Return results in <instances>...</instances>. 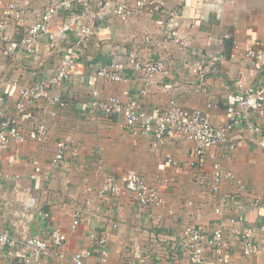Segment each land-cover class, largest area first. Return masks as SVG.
<instances>
[{
	"label": "crops",
	"instance_id": "crops-1",
	"mask_svg": "<svg viewBox=\"0 0 264 264\" xmlns=\"http://www.w3.org/2000/svg\"><path fill=\"white\" fill-rule=\"evenodd\" d=\"M56 1L0 0V20L10 5H16L7 16L2 32L5 38L0 33V125L12 117L25 134L24 141L11 143L2 156L0 234L8 231L26 237L60 228L67 236L64 256L43 258L34 264H73L74 254L82 248L98 253L90 241L92 233L107 237V253L113 264H168L169 236L191 224L224 226L226 239L233 246L232 264H264V234L260 231L264 208L252 205L254 195L264 200L263 150L244 141L234 150L226 146L217 149L192 168V142L168 139L157 143L150 135L131 134L123 120L95 114L89 105L95 93L101 98L123 97L125 90L136 94V90L146 88L140 99L147 111L163 109L174 100L186 109L203 110L216 126L226 124L232 98L257 86L264 73L256 61L245 57L249 49L264 47V10L263 15L257 12L264 8V0H161L169 9L178 10L179 34L186 46L165 40L150 12L126 22L116 18L97 21L95 26L103 27L100 34L78 45L76 31L60 32L66 20L61 15L52 25V33L38 39L35 55L26 54L22 39L36 21L34 9ZM72 52L80 56L73 74L51 90V95L60 96L66 106L36 101L26 114L17 116L20 89L53 76ZM135 52L142 60L165 61L170 76L156 77L155 83L146 85L142 74L127 65ZM219 53L224 55L220 66L200 80L198 60ZM116 61L128 66V82H105L96 76L95 68ZM167 83L173 87L165 88ZM35 124L44 127L40 141L33 135ZM68 137L72 142H68L63 164L55 167L58 142ZM170 158L179 162L181 173L169 163ZM215 161L250 189L243 195L244 222L239 226L249 229L260 245L261 251L252 257L243 255L234 233L238 226L230 219L237 216L236 207H223L209 187L197 183L200 176L211 177ZM130 170L160 190L164 206L142 209L128 195H100L105 179L118 180ZM237 192L234 182L223 183L222 193ZM188 202H194L191 209L185 208ZM218 207L223 208L222 214L215 213ZM77 212L82 218L73 228ZM178 254L181 264H186L183 251L178 250ZM20 263L0 246V264Z\"/></svg>",
	"mask_w": 264,
	"mask_h": 264
},
{
	"label": "built area",
	"instance_id": "built-area-1",
	"mask_svg": "<svg viewBox=\"0 0 264 264\" xmlns=\"http://www.w3.org/2000/svg\"><path fill=\"white\" fill-rule=\"evenodd\" d=\"M16 5H10L0 20V33L5 32L7 16L13 13ZM150 12L157 25L162 29L165 40H172L186 46L187 43L180 37V15L178 10L169 9L161 0H58L44 8L34 9L36 21L25 31L22 45L28 55H35V46L38 39L43 35L52 33L51 27L56 19L63 15L65 22L60 27V32L69 33L76 31L77 43L82 45L88 43L91 38L99 35L103 30L102 25L95 26V22L104 23L110 18L126 22L135 17ZM4 37L5 36H1ZM146 40L150 41V37ZM245 57L256 61L264 70V47L251 48L246 52ZM78 53L63 59L57 72L48 78H43L19 91L20 99L16 105L17 116L28 112L29 107L36 101L47 100L51 104H58L61 107L66 103L60 96L51 95V90L63 81L70 79L73 74V67L79 61ZM224 60L223 53L209 58H200L196 65V71L200 80L215 72ZM127 65L137 73L147 84L155 83V78L170 76L168 64L163 60L146 59L142 60L135 52L127 61ZM118 61L109 66L95 68L96 76L105 81L113 83H125L130 80L126 74L128 66ZM205 67L203 69V67ZM165 88L171 89L173 85L167 83ZM146 94V88L136 90L132 94L130 90L123 92V97L111 95L101 98L95 93L89 105L95 113H101L111 119L123 120L127 130L131 134L150 135L155 142L163 143L168 139L185 140L192 142L190 150L189 165L196 168L200 162L208 156H213L217 149L228 147L236 149L242 142L255 143L264 151V73L260 77L257 86L244 90L232 98L228 105L229 120L226 124L216 126L212 123L210 116L203 110L186 109L174 100L163 109L147 111L141 97ZM44 127L35 124L33 135L37 140H42ZM25 140V134L17 128L14 118L10 117L0 125V164L3 153L11 143H20ZM66 138L58 142V156L53 160V166L59 167L63 164L64 154L68 149ZM74 145V144H72ZM169 163L180 173L183 168L174 158ZM1 177V173H0ZM174 179H170V182ZM234 182L237 186V193H222L224 182ZM197 183L209 187L210 191L217 196L223 207H236V215L231 218L233 225H237L234 233L242 246L245 257H252L261 251L260 245L253 239L251 231L239 226L244 222L243 195L250 189L248 185L237 179L235 174L226 170L219 161L213 164L211 177L200 176ZM110 194L113 197L128 195L142 209L162 207L165 200L160 190L151 186L145 178L134 170L128 171L118 180L105 179L101 185L100 195ZM254 208H264V200L254 195ZM194 202L185 204L186 209H191ZM172 208L169 212L172 213ZM223 208L215 209L216 214H222ZM81 214L76 213L73 220V228L81 222ZM116 226V224H114ZM260 231L264 234V224ZM91 243L96 246L98 253L93 248H82L72 258L73 264H113L109 261L107 253V237L104 234L92 233ZM170 253L167 258L168 264H181V256L178 250H182L186 264H232L233 246L226 239L224 226L202 228L195 224L188 225L182 232L168 237ZM67 243V236L60 228H52L48 233H36L26 237H19L8 231L0 234V246L6 250L9 256L18 257L20 264H34L43 258L63 257V248Z\"/></svg>",
	"mask_w": 264,
	"mask_h": 264
},
{
	"label": "rangeland",
	"instance_id": "rangeland-1",
	"mask_svg": "<svg viewBox=\"0 0 264 264\" xmlns=\"http://www.w3.org/2000/svg\"><path fill=\"white\" fill-rule=\"evenodd\" d=\"M263 10H264V8H263V9H262V8H258V11H257V12H260V11H261L260 14L263 15ZM89 113H90V112H89ZM89 113H88V114H89Z\"/></svg>",
	"mask_w": 264,
	"mask_h": 264
}]
</instances>
